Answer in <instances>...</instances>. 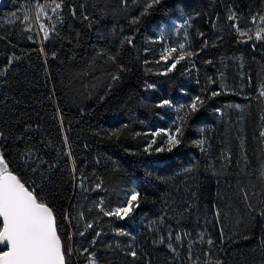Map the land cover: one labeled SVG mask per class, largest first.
Here are the masks:
<instances>
[{"label":"trees","instance_id":"obj_1","mask_svg":"<svg viewBox=\"0 0 264 264\" xmlns=\"http://www.w3.org/2000/svg\"><path fill=\"white\" fill-rule=\"evenodd\" d=\"M60 2L0 4V155L66 264H264V0Z\"/></svg>","mask_w":264,"mask_h":264},{"label":"snow or ice","instance_id":"obj_2","mask_svg":"<svg viewBox=\"0 0 264 264\" xmlns=\"http://www.w3.org/2000/svg\"><path fill=\"white\" fill-rule=\"evenodd\" d=\"M162 0H152L145 7L143 15L148 14V9L159 5ZM60 3H55L53 11L60 9ZM134 20L133 23H138ZM264 23V17H261ZM43 28V25H41ZM260 31L264 32V29ZM244 35L245 33H241ZM251 39V37H249ZM45 39H47V30L45 29ZM256 39H261L260 33ZM128 43L132 42V37L127 38ZM184 45H180L179 54L169 66V71L175 69L176 65L187 57H192L191 51L184 52ZM177 48L165 49L162 58L167 60L173 53H177ZM3 75V72H0ZM116 79H119L117 76ZM218 95V93H214ZM264 95V92H262ZM168 102L165 101L164 104ZM203 104L199 98L190 106V111H197V105ZM163 107V104L161 105ZM154 133L153 135H159ZM3 134L0 133V136ZM179 135V129L177 134ZM176 135L168 137L167 143L175 146L180 143ZM264 135V133H262ZM153 139L151 144H154ZM203 145V141H200ZM148 149H145L147 151ZM163 148L157 151H163ZM171 151V147L168 149ZM139 193L133 191L126 200L124 206L117 207L112 211H105L106 216H115L125 218L129 216L134 207H138ZM103 211V209H101ZM0 219H2V228H0V245H6L7 250L0 248V264H66L65 251L62 247L61 238L57 232V220L53 209L48 206L42 198H38L33 191H30L21 180L8 171V165L2 155H0ZM91 227V225H89ZM212 243L211 240L208 241ZM135 256V253H132ZM91 264H95L93 259Z\"/></svg>","mask_w":264,"mask_h":264},{"label":"water","instance_id":"obj_3","mask_svg":"<svg viewBox=\"0 0 264 264\" xmlns=\"http://www.w3.org/2000/svg\"><path fill=\"white\" fill-rule=\"evenodd\" d=\"M3 2V0H0V4ZM0 222L2 224V219H0ZM63 247V246H62ZM0 248H3L4 250H7V246L6 245H0ZM64 249V248H63Z\"/></svg>","mask_w":264,"mask_h":264}]
</instances>
